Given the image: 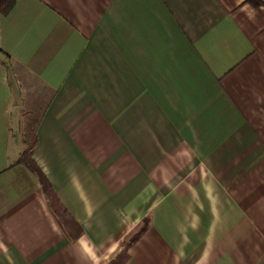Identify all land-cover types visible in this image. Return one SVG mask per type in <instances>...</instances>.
<instances>
[{
    "label": "crops",
    "instance_id": "0c3cea01",
    "mask_svg": "<svg viewBox=\"0 0 264 264\" xmlns=\"http://www.w3.org/2000/svg\"><path fill=\"white\" fill-rule=\"evenodd\" d=\"M0 264H264V4L0 13Z\"/></svg>",
    "mask_w": 264,
    "mask_h": 264
},
{
    "label": "trees",
    "instance_id": "16d2710c",
    "mask_svg": "<svg viewBox=\"0 0 264 264\" xmlns=\"http://www.w3.org/2000/svg\"><path fill=\"white\" fill-rule=\"evenodd\" d=\"M253 6H259L264 4V0H248ZM15 0H0V13H8L11 8L14 6ZM36 145V140L30 142L29 147L23 152L20 161L26 162L30 164V159L33 158V152ZM48 198L51 204V207L53 208L54 212L59 216L60 220L64 224H66V217L64 216V210H61L59 207L55 205L54 202V196L48 193Z\"/></svg>",
    "mask_w": 264,
    "mask_h": 264
}]
</instances>
